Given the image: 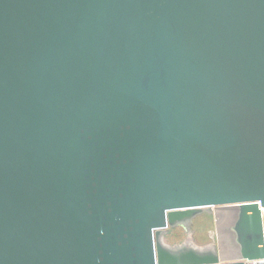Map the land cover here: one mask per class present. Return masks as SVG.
<instances>
[{"label": "water", "instance_id": "water-1", "mask_svg": "<svg viewBox=\"0 0 264 264\" xmlns=\"http://www.w3.org/2000/svg\"><path fill=\"white\" fill-rule=\"evenodd\" d=\"M262 206L264 0H0V264H243Z\"/></svg>", "mask_w": 264, "mask_h": 264}, {"label": "rangeland", "instance_id": "rangeland-1", "mask_svg": "<svg viewBox=\"0 0 264 264\" xmlns=\"http://www.w3.org/2000/svg\"><path fill=\"white\" fill-rule=\"evenodd\" d=\"M195 239L198 243L211 241L210 232L215 229V219L209 214H202L194 221ZM186 233L183 228L174 229L168 236L170 243H178L185 239Z\"/></svg>", "mask_w": 264, "mask_h": 264}, {"label": "built area", "instance_id": "built-area-1", "mask_svg": "<svg viewBox=\"0 0 264 264\" xmlns=\"http://www.w3.org/2000/svg\"><path fill=\"white\" fill-rule=\"evenodd\" d=\"M263 209V219H264V206H262ZM239 262H243V264H264V258L262 259H242L239 260Z\"/></svg>", "mask_w": 264, "mask_h": 264}, {"label": "flooded vegetation", "instance_id": "flooded-vegetation-1", "mask_svg": "<svg viewBox=\"0 0 264 264\" xmlns=\"http://www.w3.org/2000/svg\"><path fill=\"white\" fill-rule=\"evenodd\" d=\"M196 219H197V218H196ZM196 219H195V220H196ZM180 228H181V227H180ZM176 229H178V228H176ZM210 233H211V232H210ZM210 233H209V234H210Z\"/></svg>", "mask_w": 264, "mask_h": 264}]
</instances>
